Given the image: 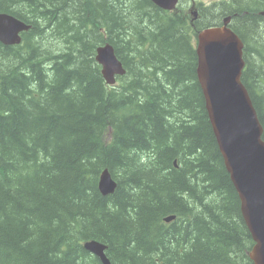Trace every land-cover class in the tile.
Returning <instances> with one entry per match:
<instances>
[{"label": "trees", "instance_id": "trees-1", "mask_svg": "<svg viewBox=\"0 0 264 264\" xmlns=\"http://www.w3.org/2000/svg\"><path fill=\"white\" fill-rule=\"evenodd\" d=\"M174 12L151 0H0V264H254L197 78L196 35L232 16L264 129V0ZM127 73L109 85L96 51ZM264 139V134H263ZM108 169L117 182L104 196ZM175 216L171 222L166 218Z\"/></svg>", "mask_w": 264, "mask_h": 264}, {"label": "water", "instance_id": "water-1", "mask_svg": "<svg viewBox=\"0 0 264 264\" xmlns=\"http://www.w3.org/2000/svg\"><path fill=\"white\" fill-rule=\"evenodd\" d=\"M164 10H173L179 0H151ZM232 17L223 26L204 29L197 36V78L205 99L213 133L224 165L241 201V212L251 233L254 246L249 253L254 264H264V129L242 76L246 67L244 43L229 27ZM31 25L13 15L0 13V43L19 45L22 34ZM96 60L109 85L126 74L111 44L97 50ZM116 181L105 171L99 181L102 195L113 194ZM175 217L167 218L171 222ZM85 247L111 264L106 246L90 241Z\"/></svg>", "mask_w": 264, "mask_h": 264}, {"label": "rangeland", "instance_id": "rangeland-1", "mask_svg": "<svg viewBox=\"0 0 264 264\" xmlns=\"http://www.w3.org/2000/svg\"><path fill=\"white\" fill-rule=\"evenodd\" d=\"M223 0H186L187 4H188V10L190 12V15L191 16H194L191 12V10L194 9V7H192L193 4H204L206 6H210L216 2H221ZM194 12H196V10H193ZM253 248V247H252ZM250 252H248V255H249Z\"/></svg>", "mask_w": 264, "mask_h": 264}, {"label": "flooded vegetation", "instance_id": "flooded-vegetation-1", "mask_svg": "<svg viewBox=\"0 0 264 264\" xmlns=\"http://www.w3.org/2000/svg\"><path fill=\"white\" fill-rule=\"evenodd\" d=\"M263 12H264V11H263ZM263 12H261V15H262V16H264V15L262 14ZM231 17H232V16H231ZM222 24H223V18H222V19L220 20V22H219V25H222Z\"/></svg>", "mask_w": 264, "mask_h": 264}, {"label": "bare ground", "instance_id": "bare-ground-1", "mask_svg": "<svg viewBox=\"0 0 264 264\" xmlns=\"http://www.w3.org/2000/svg\"><path fill=\"white\" fill-rule=\"evenodd\" d=\"M264 15V12L262 13ZM97 257V256H96Z\"/></svg>", "mask_w": 264, "mask_h": 264}]
</instances>
